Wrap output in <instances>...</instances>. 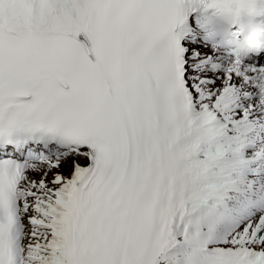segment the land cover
Here are the masks:
<instances>
[{"label": "snow or ice", "instance_id": "6c2138e0", "mask_svg": "<svg viewBox=\"0 0 264 264\" xmlns=\"http://www.w3.org/2000/svg\"><path fill=\"white\" fill-rule=\"evenodd\" d=\"M243 13L264 0H0V264H264Z\"/></svg>", "mask_w": 264, "mask_h": 264}, {"label": "clouds", "instance_id": "9594fccd", "mask_svg": "<svg viewBox=\"0 0 264 264\" xmlns=\"http://www.w3.org/2000/svg\"><path fill=\"white\" fill-rule=\"evenodd\" d=\"M237 26L242 30L241 39H247L256 44L264 42V38L261 37V32L264 29L258 20L252 18L250 13H243L237 20Z\"/></svg>", "mask_w": 264, "mask_h": 264}]
</instances>
